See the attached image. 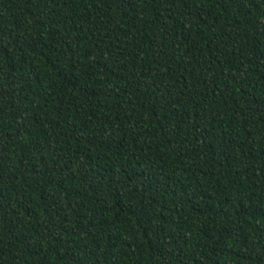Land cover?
I'll return each mask as SVG.
<instances>
[{
	"label": "trees",
	"instance_id": "trees-1",
	"mask_svg": "<svg viewBox=\"0 0 264 264\" xmlns=\"http://www.w3.org/2000/svg\"><path fill=\"white\" fill-rule=\"evenodd\" d=\"M0 264H264V0H0Z\"/></svg>",
	"mask_w": 264,
	"mask_h": 264
}]
</instances>
